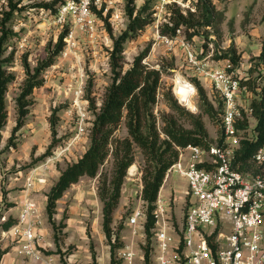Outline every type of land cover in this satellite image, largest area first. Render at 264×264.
I'll list each match as a JSON object with an SVG mask.
<instances>
[{
	"label": "rangeland",
	"instance_id": "1",
	"mask_svg": "<svg viewBox=\"0 0 264 264\" xmlns=\"http://www.w3.org/2000/svg\"><path fill=\"white\" fill-rule=\"evenodd\" d=\"M145 1L136 0L137 7L142 6ZM53 2L54 0H19L8 23L14 30L8 52H14L10 69L14 71L16 78L7 91L8 119L0 140V259H20L21 264H44L43 260H37L22 252V238L20 241L12 233H3L4 230L7 231L3 224L9 219L15 220L12 226L18 224L25 201L30 199L35 205L30 220L38 232L39 248L44 255L54 256L56 264H112V257L119 264V250L128 242H134L140 252L135 264H146L144 252L147 245L151 248L150 264H155L152 255L153 235L148 238L146 231L144 233L142 230L140 235L133 236L132 227L128 224V217L135 208L141 206L147 210V203L142 198L144 155L138 146L134 148L135 162L128 169L119 205L113 214V241L117 234L119 238L115 242L120 244L114 256L109 238L103 229L104 203L99 195L102 177L112 173L111 156L97 176H82L77 183L72 184L57 200L51 216L47 211V193L50 188L61 171L78 160L89 146L94 119L89 97L94 98L97 105H100L106 88L112 81V38L127 28L129 16L126 12V0H119L108 10H101L103 18L97 13L98 28L94 35L90 36L76 27V45L68 49L66 43L55 63L44 72V84L34 89L26 123L17 133H12L17 120L16 98L26 77L22 64L23 54L28 53L31 65L36 66L47 57L61 33L69 26L72 27L70 22L62 26L55 21L53 9L60 0L51 5ZM214 3L220 18L212 26L201 27L190 42L185 39L183 30L176 42L171 43L164 37H158L153 23L139 37L125 44V68L132 64L137 54L151 44V50L144 62L163 69L155 107L159 127L163 125L161 114L170 110L166 98L168 93L187 110L200 113L198 91L193 102L188 105L181 103L176 94V91L179 97L184 94L178 85L180 80L194 82V78H198L187 60V49L181 39L189 43L200 58L211 65L237 70L243 80L264 83V60L259 56L264 43V0H216ZM48 8L51 13H46ZM6 10H10V5L0 0V18ZM226 52L231 55L235 52L237 62L229 58H219ZM200 81L209 98L217 105L215 100L219 97L210 83L204 78ZM56 110L58 121L54 137L51 116ZM218 117L203 114L214 142L222 129L221 112L220 120ZM249 120L250 126L243 134L253 132L256 120L252 116ZM185 124L189 125L188 122ZM127 134L125 122H122L115 137L123 138ZM187 191L188 180L175 171L167 179L165 176L159 191L170 203L169 223L178 233L186 212Z\"/></svg>",
	"mask_w": 264,
	"mask_h": 264
},
{
	"label": "trees",
	"instance_id": "2",
	"mask_svg": "<svg viewBox=\"0 0 264 264\" xmlns=\"http://www.w3.org/2000/svg\"><path fill=\"white\" fill-rule=\"evenodd\" d=\"M7 1L10 10L3 11L0 18V140L2 130L8 119L7 91L9 85L16 78V74L10 69L14 60V52H8V44L14 35V30L8 23L13 17L19 0ZM57 1L54 0L51 5ZM215 1L197 0L195 12L190 10L185 12L179 6L172 5L169 14H167L169 22L160 26V34L175 38L177 29L181 28L184 31L185 39L189 42L192 41L201 27L212 26L214 21L218 17L220 18ZM155 2L156 0H146L142 6L137 7L136 0H126V12L129 16L127 28L112 38L113 46L110 50L112 81L107 86L100 105H97L95 99L88 95L89 106L94 111L89 146L78 160L68 164L61 171L57 181L47 193V211L51 216L57 200L64 195L68 188L77 183L82 176H97L106 160L111 156L113 158L112 173L110 176L105 174L102 177L99 195L104 203L103 229L111 243L112 256L115 255L117 247L120 246L118 242H115L119 238L117 234L115 241H113L115 233L112 228L113 214L119 205L122 186L128 169L135 162V146H138L144 155L142 198L147 203L145 231L147 237L150 238L152 236L151 228L155 222V202L164 183L167 170L179 157L178 147L192 144L205 149L209 148L212 143H215V140L210 137L203 114H208L210 117L219 116L220 120V112L222 111L221 100H215L216 105L209 98L200 79L195 77L194 82L200 100V113L195 114L187 110L173 95L168 93L166 98L170 110L161 114L163 125L159 127L155 107L158 103L163 69L144 62L151 50V44H148L134 57L128 68L124 66L125 44L129 40L139 37L148 26L154 23L155 17H153L152 9ZM56 10L57 8L53 9L54 12ZM95 10L103 18L102 11ZM108 28L111 30L109 24ZM65 30L61 33L53 49L49 50L47 57L39 61L36 66L31 65L28 53L23 54L22 64L26 77L16 98L17 120L12 130L13 134L17 133L26 123V116L33 102L31 97L34 89L44 84V72L55 63L56 57L63 50ZM232 49L235 50L234 47ZM259 56L264 60V43ZM219 58H229L237 62L235 52L232 55L226 52ZM246 83L249 84L252 91L251 116L256 120V123L253 132L251 134L245 133V137L241 139L234 165L244 173L264 174V162L257 163L253 160L255 152L264 145V83L251 79ZM249 119L244 112L243 119L237 124L243 130L242 132L249 128ZM57 121L56 110L51 116V128L54 137L57 133ZM122 122H125L128 134L123 138H117L115 133ZM185 122H188L189 125H186ZM217 141L223 142L222 129ZM14 222L15 220L9 219L3 224V227L9 229ZM112 259V264H116L117 261L114 257ZM145 261L146 264H150V245L145 247Z\"/></svg>",
	"mask_w": 264,
	"mask_h": 264
},
{
	"label": "built area",
	"instance_id": "3",
	"mask_svg": "<svg viewBox=\"0 0 264 264\" xmlns=\"http://www.w3.org/2000/svg\"><path fill=\"white\" fill-rule=\"evenodd\" d=\"M2 1L8 4L7 0ZM117 1L60 0L53 16L60 25L70 22L72 26L65 30L68 49L76 45V27L94 35L98 28L95 9L108 10ZM196 1L156 0L153 14L158 37L171 43L178 41L181 28L177 29L175 38H169L159 33V26L169 22L165 15L172 5L185 12L196 11ZM49 12L52 11L48 8L46 13ZM180 41L187 49V60L195 75L206 79L222 102L223 142L212 143L207 149L192 144L178 147L179 157L167 170L166 179L175 171L188 180L187 207L178 233L169 223L170 203L159 193L151 228L155 264H264V174L244 173L234 165L240 141L245 137L237 124L243 119L244 112L249 118L252 113V91L246 83L249 79L243 80L237 70L211 65L200 58L184 39ZM182 81L191 88L193 102L197 92L195 82ZM176 94L181 103L188 105L177 91ZM253 160L264 162V145L255 152ZM34 211V203L26 199L18 224L3 233H12L20 241L22 238V252L25 254L43 260L44 264H56L54 256L44 255L39 248L38 232L30 220ZM146 221L147 210L141 206L135 208L128 217L133 236L140 235L142 230L145 233ZM139 254L135 243L128 242L119 250V264H135Z\"/></svg>",
	"mask_w": 264,
	"mask_h": 264
},
{
	"label": "bare ground",
	"instance_id": "4",
	"mask_svg": "<svg viewBox=\"0 0 264 264\" xmlns=\"http://www.w3.org/2000/svg\"><path fill=\"white\" fill-rule=\"evenodd\" d=\"M178 83V85H180L179 88L183 90L181 92L184 93L180 94L181 100L185 101V104H189L192 101L191 88L186 82H183L182 80H180Z\"/></svg>",
	"mask_w": 264,
	"mask_h": 264
},
{
	"label": "crops",
	"instance_id": "5",
	"mask_svg": "<svg viewBox=\"0 0 264 264\" xmlns=\"http://www.w3.org/2000/svg\"><path fill=\"white\" fill-rule=\"evenodd\" d=\"M0 264H21V260L20 259H17L16 261H13V260H10V261L9 260H6V261H4L3 259L2 260L0 259Z\"/></svg>",
	"mask_w": 264,
	"mask_h": 264
}]
</instances>
